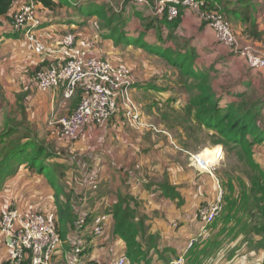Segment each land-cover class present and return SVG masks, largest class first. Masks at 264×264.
<instances>
[{
	"label": "crops",
	"instance_id": "crops-1",
	"mask_svg": "<svg viewBox=\"0 0 264 264\" xmlns=\"http://www.w3.org/2000/svg\"><path fill=\"white\" fill-rule=\"evenodd\" d=\"M20 1L22 3L27 2V0ZM206 1L214 6H219L217 3L219 0H216L217 2L215 0ZM221 1L225 7L230 4V8L234 9L233 11L235 9L238 11L237 15L234 12L232 23L234 29L241 36L246 32L247 24L252 25L240 20V13L245 7L244 4L238 5V0ZM255 11L258 12L253 11L257 21L254 22V17H252L250 22L256 23L259 31L264 33V9L261 12ZM58 13L60 16L40 13L43 17V25L38 33L43 34L44 38L48 32L53 33V35H66L73 30H82L83 25L78 27L62 21L61 17L69 14L66 9L62 8ZM70 13L72 12L70 11ZM138 17L130 18L133 23L131 26H134L135 29L139 27L135 25V20L138 21ZM8 29L9 26L7 25L0 28V35L8 32ZM167 31L169 32V30ZM150 32L142 43L135 45L116 44L113 39L106 38L90 41V37L95 38V32L89 33L85 38L83 37L90 50L101 59L109 60L110 57L113 58L119 53H130L139 57L140 61H136V66H138L136 78L138 80L134 86L133 96L143 110L150 107V103L141 102L143 95L148 94L154 98L159 93L170 98L173 87L165 86L164 81L177 79L174 76L176 71L168 65L167 61L162 59L160 55L150 52L149 49L153 51L162 49L163 53L172 50L182 54L192 51L195 54L194 69L196 73H206L210 76L214 91L218 97L223 98L225 103L234 101L236 95L245 91L257 92L264 101V69L260 73L256 70L252 72L246 62L231 57L228 50L216 41L213 31L201 22L196 11L185 10L174 39L167 44H159L154 30H150ZM130 35L136 36L135 32ZM241 39L244 40L245 37H241ZM1 40L4 39L1 38ZM6 41L2 44H5ZM255 43L256 46H261L260 48L264 49V41ZM157 61L165 69L168 66V75L158 74L159 71L148 75L138 72L147 63L156 67ZM115 65L123 64L115 63ZM165 88L167 91L161 92ZM33 89L37 91L36 88L33 87ZM180 91L183 93L182 100L179 99L177 103L175 102V108L186 106L190 101V94L184 90ZM151 107L154 108L152 105ZM121 117L122 115L119 113L103 125L82 131L80 134L82 142L80 143V140L73 139L76 141V145L71 150L74 153L84 152L81 155L87 156L88 162L91 163L90 166L97 170L101 181L100 195L102 199L97 202L95 208L98 215L95 216L89 227L92 228L98 216L106 214L105 211L99 213L100 207L104 208L103 205L110 207V205L119 202L120 199L132 197L138 205L135 207L137 219L146 216L145 224L148 234L158 237L159 255L153 252L150 264H172L182 256L186 258V264H189L194 258L201 263L207 256L216 254L219 250L212 253L211 250H214L211 249L212 247L204 250L207 243L212 242L210 245L216 244L220 247L226 238L219 236V230L211 232V226L204 225L199 210L207 202L217 197V179L209 173L199 171L191 164L189 157L192 155V151L185 148L187 136L183 128L178 126L176 130H172L168 123H158L163 125L157 126L164 132L152 131L151 128L147 130L144 128L143 131H140L127 122H123ZM171 131L174 132L175 136ZM84 137L89 138L83 139ZM78 146L84 150H79ZM220 150H222L221 146H218L214 150L215 152L209 150L212 152H209L210 157L218 155ZM255 159L264 171V145L256 147ZM67 184H70L69 191L79 193L80 183L75 182L70 177ZM167 184L175 188L173 194L168 197L159 188ZM61 187L63 188V184ZM4 190H6L5 193L8 194L10 200L13 196L14 199H24L26 204L32 205V208H36L38 211L49 212L53 205V208H56V189L44 175L30 173L26 169H22L17 176L7 182ZM69 191L66 190V192ZM10 200L6 202L5 207L0 208V214L4 208L9 206ZM225 209L226 205H224ZM80 210V212H88L82 207ZM222 215L223 213L218 220ZM107 216L110 217V221L103 238H95L92 235L86 241L82 238L88 249L83 253L85 264H92V262L96 264L99 261L112 263L120 257L127 256V245L119 237L113 236L114 222L110 215ZM246 220L245 218L244 225ZM204 229L205 231H203ZM209 232L211 233L210 236L203 234ZM194 238L198 241L189 249V244ZM7 254L6 244L0 235V261L5 260ZM62 256L59 255L58 258H63ZM263 258L264 252L259 249L258 264L262 263ZM142 264L145 263L142 262Z\"/></svg>",
	"mask_w": 264,
	"mask_h": 264
},
{
	"label": "trees",
	"instance_id": "trees-1",
	"mask_svg": "<svg viewBox=\"0 0 264 264\" xmlns=\"http://www.w3.org/2000/svg\"><path fill=\"white\" fill-rule=\"evenodd\" d=\"M35 1L38 5L40 13L43 12L45 14L47 13L60 16L58 13L59 10L62 8L66 9L69 14L61 17V19L68 25H74L78 27L83 25L84 27H88L94 20H97L102 31H100V33L96 31L94 35L95 38L93 37L94 39H113L116 44L135 45L136 43H142L146 36L151 33L150 30H155L150 26L144 28L139 26L138 29L132 28L131 25H133V23L130 19L131 17H140L141 14L150 16L152 14V11L149 10L150 8L144 6L145 4L139 3V0H114L115 3L112 0H78L79 3L77 4H74L72 0ZM150 1L152 3L153 9L155 7L156 12L158 8V0ZM215 2L217 1L215 0ZM108 3L111 5L109 6ZM217 3L219 6H214L206 1L202 10L211 9L221 11L224 17L233 25V14L235 12L237 15L238 11L236 9L233 11L234 9L230 8V4L225 7L223 5V1L221 0H219ZM237 3L238 5L244 4L245 6L241 10L240 20L244 21L245 23L249 22L252 24H247V28H245L246 32L241 34L240 38L246 35L249 37L247 41L254 45L256 44L255 42H263L264 33L259 31L256 23L250 21L252 17H254V22L257 21L253 13L256 12L255 10L261 12V10L264 9V0H238ZM22 4L23 3L20 0H0V28H4L5 25L9 26V31L0 35L1 44L5 40L9 39L16 41L23 40V36L19 33H15L12 29L14 14L17 9L22 6ZM115 4L124 10L126 19H124L121 14H116L114 12L113 6H115ZM169 5L171 4H168V6ZM184 10L185 9L181 8V13ZM70 11L72 13H70ZM167 13L168 8L165 11L164 18L162 17L163 19L159 23L161 29L158 32L154 31L156 34V39L160 42L159 44H167L174 39V35L177 32L182 20V17H180L179 19L170 22L166 17ZM128 21L130 22L129 24ZM83 26L81 29H83ZM167 30H169V32ZM133 32H135L136 36L132 37L130 34ZM1 38L4 40H1ZM80 39L82 43L87 45L85 39L81 37ZM159 50L156 49L153 51L149 49L150 52L160 55L162 59L167 61L168 65L171 66L173 70H178L179 76L181 77L180 82L185 85L186 91L190 94V101L186 105L184 111L185 116L182 117L181 112H174L171 116L177 120V122H172L173 118L170 116L171 121H169L168 124L171 126V129L176 130V127H182L187 136V140L188 138H193V140L197 142H201L203 140L199 139L201 134H203V136L207 135L211 139L212 145H222L225 147V149L238 152V157L242 161L245 160L248 166L258 173V177L254 176L253 178L255 181V188L264 193V171L255 159L256 147L264 145V101H262V99L259 97V94L254 91H245L236 95L234 101L225 103L223 98L218 97L217 93L214 91L210 76L206 73H196L194 69L195 54L192 51H188L187 54H182L179 52L177 55L173 56L174 52L172 50L167 51L166 53H163L162 49ZM227 50L231 57H235L236 59L245 62L243 59L234 55L229 49ZM41 61L43 60L41 59ZM48 64L49 61L47 60L46 64L43 66ZM43 66L39 65L38 67L34 66L27 69V72L31 71V76L27 77V88H30V80ZM251 70L252 72L254 71L253 69ZM256 71H258V73L261 72V70ZM165 91H167L166 88L161 92ZM168 104L169 103L166 101L164 106L166 107ZM174 104L175 102L170 103L172 107H174ZM25 110L26 109L23 108V113H25ZM28 120L29 119L26 116H24L20 122L14 121V119L8 117L5 128L0 132V193L5 188L7 182L17 176L22 169H26L30 173L44 175L52 186L55 185L54 181H56V183L59 185V190L56 191V208H53V205L49 212L54 211L56 215L57 228L63 240V245L55 254L53 261L59 255H63L62 257L65 260V258L67 259V257L71 255L70 253L74 250V248L80 243V247L86 250L87 245H85L84 240L86 241L89 239L90 235L94 237L93 231L89 226L94 220L95 216L98 215V213L95 212V208L97 206H95L94 209L86 206L84 209L88 210V212L86 213L83 211L79 214L76 211V207L78 204H80L78 202L80 201L79 198L81 199L85 196L92 198L90 200V205H96L97 202L102 199L101 195L99 194L100 189L97 192H93L86 186V183L84 182L86 174L91 169L90 167L87 168V165H83L84 172H77V167L78 171L82 170L81 167L83 164V157L77 158V154L71 150L72 148L67 149V152H64L66 154H61L60 152L54 150L53 147L47 145L45 140L40 138L39 133L34 132L30 128L28 125ZM190 126H195V130H191ZM151 130L161 133L164 132V130L160 128H157L156 130L151 128ZM79 138L80 135L76 139ZM65 140L69 141L73 139ZM190 145H193V142L187 143L186 141L185 148L189 150ZM57 169H60L59 172ZM47 170L48 173L46 174ZM70 177L73 178L75 182L81 184L79 193H75V191L74 193L69 191L70 188L67 182L70 180ZM98 179L99 187H101L99 176ZM62 184L63 188H60ZM159 188L163 190L165 196L167 197L170 196V194H173L175 191V188L169 186V184L162 185ZM229 188H231V194L233 196H237L235 185H232L231 182H229ZM66 190L69 192H66ZM227 193L228 191L224 193L223 204L226 205L227 211L228 209H232L233 206V217L237 219L239 207L242 205H237L236 203V205H233V203L229 205L228 201L233 200V198L228 197V200ZM132 202H134V205H132ZM260 204L262 205L258 207L257 210H254L253 213H256V215L264 219V196L260 199ZM81 207L82 206L80 205V208ZM135 207H138L135 199L132 197H126L120 199L115 205L112 204L110 207L105 206L104 211L107 215L112 217L114 222L113 236L119 237L126 243L127 257L130 260V263L142 264V262H144L145 264H150L153 252L159 255L158 237L156 235L148 234L145 224L147 217L142 216L140 219H137L138 216ZM243 211H246V207H244ZM81 214H86L85 216L87 217V225L80 233H76L74 227V231L71 234L72 237L74 234V244V241L69 240V227L78 215V219L80 218ZM228 218L229 216H227L225 219L228 220ZM227 220L224 224L222 222L220 225H218L219 220L217 219V221L211 225V232L219 230V236L230 233L226 230V227L229 225ZM259 226L257 225L254 227V231L260 235H264V226ZM224 237L226 236L224 235ZM82 238H84V240H82ZM68 243L72 244L69 246ZM214 247L215 246H212L211 249ZM215 249L220 250L216 247ZM92 264H95V262H92ZM189 264H196V260L191 261ZM261 264H264V258Z\"/></svg>",
	"mask_w": 264,
	"mask_h": 264
},
{
	"label": "built area",
	"instance_id": "built-area-1",
	"mask_svg": "<svg viewBox=\"0 0 264 264\" xmlns=\"http://www.w3.org/2000/svg\"><path fill=\"white\" fill-rule=\"evenodd\" d=\"M206 0H160L158 1L159 17H164L166 4L169 21L179 15L177 8L199 9L202 23L209 27L216 41L229 49L234 55L243 59L253 70L264 69V51H258L240 41L231 23L221 11L202 10ZM165 6V7H164ZM176 20V19H175ZM43 25V17L35 0H28L14 14L12 29L23 36L27 49L38 57L46 58L49 64L38 70L30 80L42 94L62 91L65 99L73 98L78 92L81 101L76 110L68 117L50 121L58 124L63 139H76L82 131L103 125L121 113L122 118L140 129L146 124L142 121L140 110L133 101V90L136 84L131 67L115 65L109 60L97 57L88 44L82 43L80 37L70 33L59 38L57 43L49 46L39 35ZM124 122V120H122ZM149 128L157 129L152 127ZM200 155L191 156V164L201 172L214 175L216 166L223 160V149L218 153L217 165L205 164ZM74 161V159H73ZM97 170L91 169L85 177L86 186L93 192L99 190ZM218 180V179H217ZM224 188L217 181V197L200 208L199 214L205 226H211L224 211ZM92 198L85 196L80 199L82 208L88 206ZM86 214H81L75 223V232H82L86 225ZM110 217L101 214L90 228L95 238H103ZM0 235L7 247V258L0 264H52L57 251L62 247L63 240L58 232L54 211H38L26 204L24 199L16 198L0 214ZM197 239L189 244L191 249ZM84 249L80 244L67 257V264H85ZM96 264H131L127 256L120 257L112 263L99 261ZM172 264H186V258L180 257Z\"/></svg>",
	"mask_w": 264,
	"mask_h": 264
},
{
	"label": "rangeland",
	"instance_id": "rangeland-1",
	"mask_svg": "<svg viewBox=\"0 0 264 264\" xmlns=\"http://www.w3.org/2000/svg\"><path fill=\"white\" fill-rule=\"evenodd\" d=\"M112 1L114 2V0ZM72 2L74 4L79 3L78 0H72ZM139 3L145 4L144 6L150 8L149 10L152 11V14L150 16L141 14L140 17H138V21L135 20V25L143 27V28L150 26L152 29H155L154 30L155 32H158L161 29V26L159 23L160 21H162L164 17L163 18L159 17L158 11L155 12V7L153 9L152 3L150 0H139ZM108 4L109 6L111 5L110 3ZM170 7L172 6L171 5L168 6V4H166V10L167 8L169 9ZM181 8L185 10L189 9V8H183V7ZM177 9L179 10V15L177 18H175L176 20L179 19L180 17H183L184 12H185L184 10L181 13V9L180 8H177ZM69 10H72V9H69ZM113 10L116 14H121V16H123V18L126 19L124 10H122L120 6H116L115 4V6H113ZM195 11L197 12L199 11V9ZM134 17L135 16H133V18ZM166 17L167 19H169L168 13ZM175 19H173V21H175ZM129 23L130 22L128 21V24ZM86 27L87 26L83 27V29L79 31L73 30L70 33H75L79 37L85 38L91 32L96 33L97 31L100 33V31H102V29L99 27L97 20H94L91 25H89L87 28ZM132 28H134V26ZM234 32L239 37L240 41H244L243 43H245L246 45H250V42L247 41V39H249L248 36L244 35L245 39L242 40L240 38L239 33L236 31V29H234ZM39 35L49 46L57 43L59 38H61L62 36H65L64 34L63 35H53V33H50V32H48V35L45 38L43 34H39ZM89 39L90 41L95 40L93 37H90ZM11 42L12 44H10ZM250 46L254 47L258 51H264L263 48H260L261 46H256L252 43ZM178 53H179L178 51L174 52L173 56L177 55ZM40 59H44V60L40 62ZM109 60L115 63H118V64H123L125 66L131 67L134 73L133 74L135 78L134 80L136 81L138 80V78H136L137 70H138L137 69L138 66H136V61H140V59L137 55H133L130 53H124V54L119 53L113 56V58L110 57ZM46 61H47L46 58L37 57L32 52H30L27 49L26 43L24 42V40L16 41L13 39L12 40L9 39L5 42V44L1 45L0 47V132L3 131V129L5 128L8 117H11L12 119H14V121L20 122L22 121V118L26 116L29 119L28 125L30 126V128L34 132L39 133L40 138L45 140L47 145H50L51 147L54 148V150L60 152L61 154H66L64 152H67L66 151L67 149L69 148L73 149L75 147L76 141L74 140L68 141V140L63 139L58 130V127H57L58 124H55L52 126L50 121L52 120L55 121V120H59L60 118L70 116L78 107L81 101V95H80V92H78L73 98L67 100L62 96V91L59 89L56 90L55 92L52 91L50 94L43 95L36 86H34V88H36L37 91L33 89V86H31L32 89L27 88L28 87L26 85V82L28 80L27 77L31 76V71L27 72V69L34 67V66L38 67L39 65L43 66L44 64H46ZM157 71H159L158 74L162 73V74L168 75L169 68L168 66L166 69L163 68L162 65L159 63V61H157L156 67L154 65H151V64L149 65L147 63L143 68H140L138 72L144 75H148L151 73L153 74V72L156 73ZM174 76L177 77V79H175L174 81H172V79H169L168 81H166L167 80L166 79L165 80L166 82L164 81L165 86L173 87V89L171 90L172 97L170 98H167L165 95L159 94V93H157L154 98H152V96L148 94L143 95L141 98V102L150 103V107L144 108L143 110L142 107L139 105L138 101L135 100L133 96V101L137 105L138 110H140L141 115L144 118V119L142 118V121L144 124H146L145 127L143 126L140 128V131H143L144 128L147 130L150 125L152 127L158 128L159 126L157 125H161L158 123H163V124L169 123V121H171L170 116L174 112H181L182 117L185 116L184 111H185L186 106H179L177 108H174L170 105L171 102H176L179 99L182 100L183 93L180 90L186 91L185 85L180 82L181 77L179 76L178 70L174 72ZM55 99H57V101H55ZM166 101L169 104L168 106L165 107L164 103ZM151 105L154 106V108H152ZM23 108L26 109L25 113H23ZM121 120H124L125 122H127L122 117H121ZM173 120L172 122H177V120H175L174 118ZM190 127H191L190 128L191 130L193 131L195 130V126H190ZM172 133L175 136L174 132ZM85 138H89V137H84L83 139ZM199 139H203V140L201 142L200 141L197 142V141H194L193 138H188V140L186 141L187 143L193 142V145H190V149H189L192 151V155H200V154L202 155L203 153H205V151H207L205 153V159H204V162L206 164L216 163L215 159L217 155L210 157L209 154L212 152L209 150L214 151L218 146H221V148L223 149V160L221 161L220 164H218L219 162L215 164V165L217 164L218 165L213 171L214 173L213 176L215 177V179H218L220 181L221 185L224 188V191L225 192L228 191L227 199L229 200L228 197L233 198V200L228 201L229 205L233 203V205L237 204V205H242V206L239 207V213H238L237 219L233 217L234 215L233 206H232V209H228V211L226 209L224 210L223 215L219 219L218 225H220L222 222L224 224L225 221L227 220L225 218L229 216L227 220L229 225L226 227V230L230 233L222 234L223 237L224 235L226 236L225 237L226 240L225 242H222L223 245H221L220 247L219 245H210L212 242L207 243L204 250L209 247L215 246L216 248L220 249L217 252L218 254L216 253L212 256H207L203 262L200 263L199 261H196V264H258L259 263V249L264 252V243H263L264 235H260L254 231L255 230L254 227H256L257 225L258 226L260 225L259 227L264 226V219L260 218L258 215H256V213H253L254 210H257L258 207L262 205L260 204V199L264 196L263 195L264 193L262 191H259L257 190V188H255V181L253 180V178L254 176L258 177V173L255 172V170H252L248 166V164L245 162V160L242 161L238 157L237 155L238 152L225 149V147L222 145H212L211 139L207 135L203 136V134H201L199 136ZM79 140L80 138L78 139V141ZM80 142H82V140H80L79 143ZM207 142H209L211 145ZM78 149L84 150L82 147H79V146H78ZM221 152L222 150L219 151V153ZM81 153H84V152L80 151L76 153L77 158L83 157L82 159L83 164L81 167L82 170L78 171V167H77V172H82V173L84 172L83 165H87V168L90 167L91 169H94L93 167L90 166L91 163L87 161V156L81 155ZM191 156L189 158H191ZM59 170L60 169H57L58 172ZM47 173H48V170L46 171V174ZM78 175L80 176L79 173ZM229 182H231L232 185H235L237 196H233L231 194L230 192L231 188H229ZM54 184H55L54 187L56 191H58L59 185L56 183V181H54ZM68 185L70 188V184ZM99 189L101 190L100 187ZM5 191L6 190L2 191V193L4 192L3 197H2V193L0 194V208L5 207L6 202L10 200L8 194L5 193ZM14 198L15 197L13 196L11 200H13ZM90 204L91 202L89 201V207L94 209L96 205H90ZM29 206H32V205L29 204ZM244 207H246L245 212L243 211ZM76 211L78 212V214L80 213V204L77 205ZM103 211H104V208L100 207L99 213ZM249 211H250V214H249ZM78 216L76 219H74V222L69 227V240L70 241H74V234H73V237L71 236V234L74 231L75 223L78 219ZM245 218L247 220H246V224L244 225L243 223H244ZM203 231H205V229ZM203 234H208L210 236L211 233L209 232V233H203ZM68 244L70 246L72 243H68ZM74 244H75V241H74ZM215 247L213 248L214 250L211 251L212 253L218 250V249H215ZM222 248H223V252H222ZM86 250H84V252H86ZM193 260H195V258ZM83 261H84V257H83ZM0 262H2V260ZM52 264H67V259L65 258L64 260L63 258L57 257L52 262Z\"/></svg>",
	"mask_w": 264,
	"mask_h": 264
},
{
	"label": "bare ground",
	"instance_id": "bare-ground-1",
	"mask_svg": "<svg viewBox=\"0 0 264 264\" xmlns=\"http://www.w3.org/2000/svg\"><path fill=\"white\" fill-rule=\"evenodd\" d=\"M207 151H205V153H206ZM205 153H203L201 156H200V159H201V161H203L204 162V159H205ZM209 153V152H208ZM215 161H216V163L219 161L218 160V158H217V156H216V159H215ZM205 163V162H204ZM206 164V163H205ZM208 165H215V164H213V163H209Z\"/></svg>",
	"mask_w": 264,
	"mask_h": 264
}]
</instances>
